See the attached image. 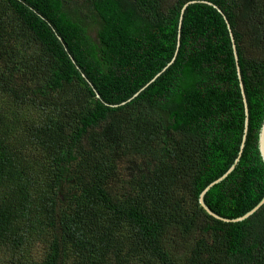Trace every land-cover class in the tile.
<instances>
[{"label":"trees","instance_id":"1","mask_svg":"<svg viewBox=\"0 0 264 264\" xmlns=\"http://www.w3.org/2000/svg\"><path fill=\"white\" fill-rule=\"evenodd\" d=\"M231 32L226 219L264 199V0H0V264H264V204L200 203Z\"/></svg>","mask_w":264,"mask_h":264},{"label":"water","instance_id":"2","mask_svg":"<svg viewBox=\"0 0 264 264\" xmlns=\"http://www.w3.org/2000/svg\"><path fill=\"white\" fill-rule=\"evenodd\" d=\"M195 3V1L190 2L189 4ZM209 5L214 6L216 9L219 10V12H221L224 15V12L215 4L211 3V2H205ZM187 4V6L189 5ZM187 6H185L182 10V16H181V22L183 20V15L185 13V9L187 8ZM225 16V15H224ZM226 20L227 17L225 16ZM228 22V20H227ZM228 27L231 30V26L228 23ZM231 37H232V41H233V48H234V54H235V60L237 63V68H238V75H239V79H240V86H241V90H242V95H243V100H244V104H245V113H246V120H245V134H244V138H243V143L241 146V151L239 154V157L237 158L235 164L228 170L227 173H225L220 179L216 180L215 182L211 183L200 195V203L201 205L205 208V210L212 216H214L215 218L219 219V220H223L226 222H239V221H243L246 218L250 217L251 215H253L263 204H264V199L250 212H248L246 215L236 218V219H226L223 218L215 213H213L210 208L206 205L205 203V195L208 193V191L216 184H218L219 182L223 181L225 178H227L229 176V174L231 172H233L237 166V164L240 162L241 159V154L243 152V149L246 145V140H247V133H248V128H249V107H248V102H247V98H246V94H245V90H244V84L242 82V77H241V71H240V65H239V55H238V51H237V45L235 43V38L233 33L231 32ZM258 147H259V151L262 157V160L264 162V121L262 124V127L260 129V133H259V140H258Z\"/></svg>","mask_w":264,"mask_h":264},{"label":"rangeland","instance_id":"3","mask_svg":"<svg viewBox=\"0 0 264 264\" xmlns=\"http://www.w3.org/2000/svg\"><path fill=\"white\" fill-rule=\"evenodd\" d=\"M79 1H81V0H79ZM90 34L93 36V37H96V31L94 30H92V31H90ZM126 167H128V170H132V168H133V165L132 164H126ZM122 173H124V172H122ZM38 241H36L35 243H34V245L37 243ZM34 247V246H33ZM45 248H46V245L43 243L42 245H41V247H40V249H39V253H38V255H42V252L45 250Z\"/></svg>","mask_w":264,"mask_h":264}]
</instances>
